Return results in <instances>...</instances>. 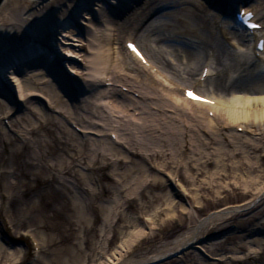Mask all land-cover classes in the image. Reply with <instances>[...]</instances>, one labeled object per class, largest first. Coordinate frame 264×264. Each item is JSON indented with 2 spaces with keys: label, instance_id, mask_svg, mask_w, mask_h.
Segmentation results:
<instances>
[{
  "label": "bare ground",
  "instance_id": "obj_1",
  "mask_svg": "<svg viewBox=\"0 0 264 264\" xmlns=\"http://www.w3.org/2000/svg\"><path fill=\"white\" fill-rule=\"evenodd\" d=\"M11 1L0 0V101H8L6 106L13 110L10 116L14 112L19 115L12 120L3 118L6 122L0 129L11 133L23 150L32 151L34 161L29 164L49 172L65 191L81 195L77 188L85 190L86 180L91 182L90 177L95 174L97 178L98 173L108 183L118 181L111 175L120 181L129 176L138 182L132 186L123 184V190L130 188L132 195L141 198L140 191L149 182L153 190H158L151 199L156 198L154 202L161 205L170 222L182 212L194 223L172 242L157 247L153 254L135 258L133 248L141 239L152 238L142 224L133 226L129 222L132 234L101 264H236L248 259L256 261L255 257L261 260L264 238L262 242L252 234L264 230V0H104L108 8L103 9L95 8L98 0H80L78 4L77 0H67V4H61L63 0H35L39 2L36 8L41 19L27 6L19 8V4L4 16ZM55 3L57 6L52 5ZM88 4H93L94 10L89 11ZM79 10L93 14L86 19L88 23L77 25ZM73 23L83 35L91 36L85 43L88 53L82 55L87 62L84 67L91 70L90 74L86 72L91 80L76 91H63L69 89L64 71L75 75L77 69L72 58H64L61 63L46 53L53 49L50 42L55 45L60 39H51L52 27L61 30ZM163 29L169 31L167 36H155ZM119 34L127 37L125 49ZM121 80L131 82V93L138 92L139 98L123 93L124 88L116 82ZM136 85L139 88L134 89ZM188 92L213 103L190 98ZM62 96L69 106L60 105ZM120 104L122 108H118ZM129 104L139 107V117L129 114ZM115 107V111H122L116 117L111 113ZM33 119L48 131L49 126L54 127L51 134L56 148H60L58 162L48 160V142L39 134V128L32 126ZM164 136L167 140L162 139ZM3 137L6 139L5 134ZM148 143L160 148L156 150ZM165 145L172 147L171 152L162 150ZM6 150L9 152L11 146ZM167 157L185 175L182 184L188 188L182 186L180 193H194L189 207L176 199L178 194L165 190ZM83 164L86 172L79 170ZM11 167L0 171V175L8 176L7 181L16 174ZM176 174L171 177L177 178ZM224 180L225 186L229 180L234 181L251 199L220 207L202 221H195L193 215L202 205V189L208 193L212 186V192L219 195ZM7 181L0 191V207L9 212L15 198L9 193L12 184ZM102 191L111 194L106 183ZM91 206L82 204L78 215L86 216ZM177 207L182 208L177 211ZM238 210L250 214L247 223L255 222L246 229L247 236L238 237L239 242L237 234H233L244 225L234 217ZM155 214L150 212L144 218L153 231L159 227V213ZM142 216L138 213L137 220H143ZM162 221L166 222L165 217L160 218ZM212 223L214 229L206 232ZM163 230L158 234H164ZM216 233L225 238L215 237ZM230 235L234 239L227 241ZM11 253L14 259L19 258L18 250ZM1 256L0 252V258H6Z\"/></svg>",
  "mask_w": 264,
  "mask_h": 264
},
{
  "label": "rangeland",
  "instance_id": "obj_2",
  "mask_svg": "<svg viewBox=\"0 0 264 264\" xmlns=\"http://www.w3.org/2000/svg\"><path fill=\"white\" fill-rule=\"evenodd\" d=\"M68 2L67 0L60 1L61 4H67ZM79 2L80 0H77L76 4H78ZM97 2H99L97 3L99 4V6L96 5L95 8L99 7L100 9H103L104 7L108 6V4H106L104 0H98ZM18 4L19 8H24L27 6V9L30 10V13L34 12L37 14L35 15L37 18H42L40 11L36 8V5L39 4V2L35 0H13L5 7L3 15L6 16L10 14L13 8ZM52 5L55 6L56 3ZM88 6L89 11L91 10V8H93L94 10L93 4H88ZM27 15L28 12L26 13V16ZM92 15V13L86 14V12L83 13L82 10H79L77 15V25L80 22V24H82V22L88 23L86 19L90 20V17L92 18ZM28 17L30 18L31 16ZM164 22H168V19H164ZM75 24L76 23H73L71 26H69V28L62 29L61 27V30H59L58 26L52 27L51 39L53 40V38L59 36L58 38L60 39L57 41H59L60 44L55 43V46L50 42V46H52L53 49L50 52L46 53L52 59L58 60L59 62L61 61V63L64 58L67 60H71L72 58L73 66L77 69L74 71L75 75H70V73L64 71V74L69 80V89L64 88L63 91L70 90V88H73V90L76 91V88L85 85L91 80L90 75H88L90 74L91 70L88 67V69L84 67L86 66L85 64L87 62L82 59V55L85 56V54L88 53V51L86 52L87 47H85L86 39H90L91 36H87L85 33L83 35L81 33L82 29L78 27L79 29L77 30V26ZM209 25L211 26L210 28H212L210 20ZM168 33V30L163 29L162 31H158L155 36H161L162 34L166 35ZM116 34H118V32ZM121 35H123V37L120 38ZM121 35L119 34L118 37L121 42L120 45H122L123 47L125 46L124 41L127 39V37H124V34ZM152 37L153 36H151V38ZM154 39L155 37L153 38V40ZM144 42L145 41L141 40V43L144 44ZM225 45L228 46V44ZM150 47L154 49L153 46ZM227 48L228 47H226L225 50H230ZM122 49H125V47H123ZM54 71L56 72V70ZM84 72L85 74H82ZM86 72H88V74ZM43 74L45 75L46 72L44 71ZM81 75L85 76L86 78H81ZM102 77L100 78L102 79ZM74 81H77V83ZM116 82L119 84L120 88H124L123 93L127 94L128 96L133 95L132 97L135 99L139 98L138 92H136L135 94L131 93V82H127L124 80ZM5 86H9L10 88V85H8V83H5ZM136 88H139V86L136 85L134 89ZM209 88L215 90L213 85H209ZM129 89L130 91H128ZM59 101L61 103L60 105L69 106L67 103L68 101L64 100V96L60 97ZM12 102H14V100ZM39 104H41V106H43L44 108V105H42V100H39ZM6 105H9L8 101L1 98L0 127H4V124L6 122V120H4L3 118L9 117L12 120L19 115L18 112H14V115L10 116L9 112L13 110L9 111ZM126 106L130 108L129 114H131L132 117L140 116L138 113L140 112L138 110L139 107L136 106V104H129ZM118 108H122V105L120 104ZM74 109L79 112L78 108ZM115 109L116 107L114 108V110H112L111 113H114L116 117L118 116L117 114L122 113V111H115ZM32 123V126H37L36 128H39V134H41L48 142L46 144L47 150L49 152L48 160L50 159V162L54 160L58 162L60 148L58 146L56 148L53 134H51L54 127L49 126L50 124L47 125V127H50L48 131L46 130L45 126H39V122H36L34 119ZM66 128H70L69 131L74 132V129H72V127L68 126ZM3 134L6 135V139H4ZM68 134L69 132L65 135L67 136ZM114 135L116 136V134ZM13 137L14 136L11 133L6 132L5 129H0V171H2L3 169H8L9 167L10 169H12V165L14 169H16L15 177L11 175L8 178L9 181H7V175H0V191H3L2 184H4L6 181L8 183L10 182L9 184H12V192L9 191V193H13V197L15 198V200H13L14 205L11 211H4L2 206L0 207V247L2 248L0 252L2 256H6V258L1 256L2 258H0V264H82L84 262H87V264H101L107 256L112 255L114 251L118 249L119 246H121L122 241L126 239L128 235L132 234L133 227H129V222L133 226H136L138 222L139 224H142L140 226L149 231L152 238L141 239L137 247L133 248L132 255H134L135 258H138L140 256H149L153 254L157 250V247L159 248L161 244L164 245L168 242H172L175 237L185 233L187 229H189V226L194 225V223L191 222L188 217H184L182 212H180L178 218L175 221L170 222L169 219H167L168 216H166V213L163 212V209L160 207L161 205L159 206L154 202L156 198L151 199V196L155 194L154 192L158 190H153L149 182V185L146 184L147 187H145V189L142 188V191H140L142 193L141 198L138 194L132 195V193L128 191L131 190L130 188L123 190V184L129 183V185L132 186L134 183L138 182L137 179L134 180L129 176L127 178H123V180L120 181L118 177L111 175L112 179L118 181L116 183H112L111 181L108 183V181L105 182L102 175H98V173V182H96L97 178L94 174V178L90 177L92 183L89 181V179L86 180L88 185L85 184L87 186L85 190H79L77 188V190L81 192V195L75 192H71L70 190L65 191L63 189V185L62 187L61 184L59 185V183H56L51 179V175L49 174V172H44L39 168L37 169V167L32 166V164H29L30 161H34V157L32 156L33 152H27L28 149L23 150V147L20 143L13 141ZM162 139L167 140L165 136ZM148 144H150L156 150L160 148L158 145L155 146V143ZM164 144H167L166 141ZM7 145L11 146V150L13 151L12 155L11 150L9 152L6 150V148L8 147ZM170 149H172V147L169 148V146L167 147L165 145V148L162 150L171 152ZM8 156L10 157V159H8ZM158 158H160V156H158ZM156 159L157 158H155L154 160L156 161ZM160 160L161 159H157V161L159 162ZM167 160L168 161H164L166 167L164 169H166V171L164 173L162 171L163 174L168 176L167 182L165 183V190H172L173 194H178L176 199H180L182 205L189 207L190 204L192 205L191 199L192 196H194V193H190L187 196L183 193H180V189L182 190L183 187L188 188V185L186 186L185 184H182L185 175H183V171H177L176 166L172 165L174 163L171 164V159H168L167 157ZM86 167L87 166L83 164L79 167V170H81L82 172H86ZM175 172L177 173V178L171 177V175ZM151 176L153 175L151 174ZM262 177H264V172L262 174ZM225 181L227 180L222 181L223 187L221 186V193L219 195H217L216 192H212L214 190L212 189V186L210 189L211 191L209 190L208 193L205 191V189H202V205L201 207L197 208L193 215L195 221H198V219L202 221L207 215H210L213 211L217 210L220 207H225L228 205H238L248 199H251V195L244 194L243 189H240L238 186L236 187L234 181L231 182L232 180H229V182H227L226 184L227 186H225ZM105 183L107 184L108 188L111 189L110 195L109 193L106 194L102 191V186ZM171 183L174 184V187L172 186L173 184L171 185ZM69 188L73 189L72 185H69ZM150 188L152 191L150 190ZM156 188L163 190V187L161 186H158ZM24 189L27 190L26 196L23 195ZM175 190L177 193L174 192ZM94 191L96 192V194H94ZM74 195H78L79 197L75 198ZM92 196H94V198ZM66 198H69V200H66ZM120 200L121 203H119ZM84 203H91L92 206L90 208H93V206L95 208H93V210L87 208L86 216H79L78 214H80V212L82 211L81 208L82 204ZM181 208L182 207H177V211ZM150 212H152L153 214L156 213L155 215L159 213L158 223L160 228L158 227L154 231L151 227L148 228L147 225L149 224L146 220H144V218L146 219V215H149ZM138 213L143 215V220H141L142 218L137 220ZM237 213V216L235 215L234 217H236L238 220L241 219V223L244 224L243 226H241V228L239 227V231L233 233L237 234V236L235 235V239H237V241L239 242L238 237L242 238L243 236H247L245 234H249V232H247L246 229H248L250 225L253 226L255 222L247 223V221H249L247 219L250 217V214H247L246 211L244 212L242 210H238ZM162 217H165L166 222H159L160 218ZM261 218L262 221H264V215ZM242 219H244V221H242ZM115 223L116 225L114 226ZM212 227L213 223L208 226L206 232L210 231ZM161 228H164V234L159 235L158 232ZM32 233L36 236L37 240L33 239ZM253 233V236L255 235L256 237H259L263 242L262 238H264V230L259 229ZM222 236L223 235H220V233L215 234V237H218L219 239H221ZM231 239H234V236L230 235L227 238V241H230ZM9 248H11L12 250H18L19 258L17 260L13 258L14 256L11 255L12 250ZM193 255L194 254H191V257H193ZM261 257L264 261V255ZM255 258L256 261L251 262V260L248 259L246 261L236 262V264H263L262 258L261 260H257L258 257Z\"/></svg>",
  "mask_w": 264,
  "mask_h": 264
},
{
  "label": "snow or ice",
  "instance_id": "obj_3",
  "mask_svg": "<svg viewBox=\"0 0 264 264\" xmlns=\"http://www.w3.org/2000/svg\"><path fill=\"white\" fill-rule=\"evenodd\" d=\"M130 47H133V51H136V49H135L134 46H130ZM138 54H139V53H138ZM187 94H188V96H189L190 98H193V99H201L202 102H205V103H213V101H208V100H204L203 98H200V97H195L194 94H193L192 92H188Z\"/></svg>",
  "mask_w": 264,
  "mask_h": 264
}]
</instances>
